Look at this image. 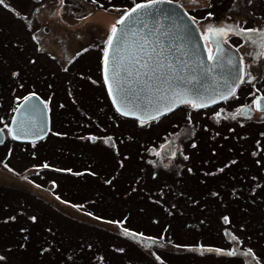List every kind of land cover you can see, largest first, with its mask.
Listing matches in <instances>:
<instances>
[{
    "label": "rangeland",
    "instance_id": "1",
    "mask_svg": "<svg viewBox=\"0 0 264 264\" xmlns=\"http://www.w3.org/2000/svg\"><path fill=\"white\" fill-rule=\"evenodd\" d=\"M138 1L0 5V120L30 93L51 115L45 138L5 131L0 143V264H250L249 249L264 264V113L253 104L264 58L238 98L139 125L116 111L102 72L111 26ZM176 1L202 33L213 22L264 31V0ZM249 107L250 119L232 118Z\"/></svg>",
    "mask_w": 264,
    "mask_h": 264
},
{
    "label": "snow or ice",
    "instance_id": "2",
    "mask_svg": "<svg viewBox=\"0 0 264 264\" xmlns=\"http://www.w3.org/2000/svg\"><path fill=\"white\" fill-rule=\"evenodd\" d=\"M60 3L63 4L64 0H60ZM92 3H97V0H92ZM164 3H172V0H146L143 3H135L130 9L124 10V14L111 26L103 50L102 72L108 94L113 97V104L116 105V111L123 116L133 114L137 106H130L129 93L138 85H142V91L148 93L144 98L147 106L140 110L146 112L152 119L166 114V111L174 110L180 104L189 105L192 109H201L230 97L238 98L236 90L239 85L255 79L250 71L252 64L245 63V55L253 57V62L257 57L264 58V31L210 24L200 37V40L204 41L202 55L204 53L206 55H203V59L195 57L184 59L183 57L188 55L186 52L176 56L175 52L180 51L179 48L165 49L162 43V37L177 38L174 33L164 28L159 16L156 15L164 14V10L159 8V5ZM0 5L8 7L5 0H0ZM17 15L19 16V13ZM211 16L212 13L209 12L208 17ZM230 34L242 35L253 49L252 52L238 55L236 64L233 63L232 56L226 55L224 48L228 43L226 37ZM236 52L239 53V48ZM224 64L235 67V72H230L228 76L217 74V69ZM189 86L192 88L189 89ZM189 92L192 94L189 95ZM34 98L35 94L23 98L24 103L14 110L20 115L19 118L13 116L12 126L0 120V123L4 124L0 128V137L6 131L11 139L20 140L29 135L39 136L44 131L43 128L37 127L35 117L44 112L45 106L38 100L33 102ZM253 104L255 111L264 113V96L256 95ZM149 107L154 108L155 114L149 111ZM252 111L251 107L239 108L232 118L241 116L250 119ZM220 115L221 112L215 113L216 117ZM43 167L48 168L49 165L44 164ZM224 221L227 223L228 217H224ZM124 231L132 236L136 235L128 233V229ZM210 251L225 254L221 249ZM226 254L234 256L236 250L233 249ZM244 255L251 258L250 264H255L256 258L251 249ZM3 259L4 257H0V260Z\"/></svg>",
    "mask_w": 264,
    "mask_h": 264
},
{
    "label": "water",
    "instance_id": "3",
    "mask_svg": "<svg viewBox=\"0 0 264 264\" xmlns=\"http://www.w3.org/2000/svg\"><path fill=\"white\" fill-rule=\"evenodd\" d=\"M146 2V0L140 1L138 3ZM134 6V5H133ZM132 6V7H133ZM160 9L164 10V14L161 16L159 13L156 15L159 16L161 23L164 25L165 29H168L172 33H174V36L177 37L175 39L170 37H162V43L165 47V49L171 48V49H177L179 48L180 51L175 52L176 56H180L181 52H186L188 55L183 57L184 59H188L189 57H195L197 59H203V55H206V53H203V44L204 41L200 40V37L202 35L201 30L199 29L198 25L196 24L195 20L190 16V14L187 12L185 7L180 1L172 0V3H164L162 5H159ZM130 9V8H129ZM211 25L215 26H223L219 25L217 23H212ZM151 26V21H150ZM119 27V25H117ZM146 31V30H145ZM226 55H230L233 58V63L236 64L237 62V56L239 55L236 50L231 47L230 45L226 44L224 45ZM194 49V50H193ZM230 72H235V67L229 66L227 64L222 65L220 68L217 69V74H223L225 76H228ZM142 85H138L135 87V89L129 93V100H130V106L136 105V109L133 110V114L125 117H132L136 118L139 117V121H145L152 119L146 112L141 111L140 109L146 107L145 102V96L148 95L146 91H142ZM198 87V86H197ZM192 86H189V89H191ZM184 91H188V89H183ZM32 94H35V98L33 102H38L45 106V110L43 113L38 114L35 117V123L38 128H43L44 131L40 133L39 136L29 135L26 138L20 139L19 141H36L46 136V134L49 131L50 127V112L48 109V106L44 99L36 94V93H30L27 96H30ZM192 93L189 92V95ZM25 96V97H27ZM264 96V94L259 95ZM113 103V97H110ZM24 103V99L22 98L20 102L17 104V109L20 105ZM114 105V104H113ZM116 108V105H114ZM14 109V110H15ZM149 111L155 114L154 108L149 107ZM168 112V111H166ZM218 112H221V115L224 114V109L221 108ZM19 113L14 111L10 120L9 125H11L13 116H17L19 118ZM5 134L0 137V140L5 139ZM1 143V142H0ZM234 246L231 248V251H233Z\"/></svg>",
    "mask_w": 264,
    "mask_h": 264
},
{
    "label": "flooded vegetation",
    "instance_id": "4",
    "mask_svg": "<svg viewBox=\"0 0 264 264\" xmlns=\"http://www.w3.org/2000/svg\"><path fill=\"white\" fill-rule=\"evenodd\" d=\"M240 37H242L243 38V36L242 35H239ZM242 44L241 43H238L237 45H236V47H235V49H237V48H239V54L240 55H242V54H246V53H248V52H252L253 51V49L251 48V47H249V45L246 47V46H243V47H240ZM86 50V49H85ZM85 50L84 51H82V52H80V53H83V52H85ZM245 63H246V65H248V64H252V65H255V62H253V57H251V56H247V55H245ZM252 70V67H251V69H250V71ZM252 74V73H251ZM252 76H254L255 77V75L254 74H252ZM258 79H262V77H258L256 80H250L252 83H254L255 81H258ZM239 86H241V85H239ZM259 94H264V92H261V93H259Z\"/></svg>",
    "mask_w": 264,
    "mask_h": 264
},
{
    "label": "bare ground",
    "instance_id": "5",
    "mask_svg": "<svg viewBox=\"0 0 264 264\" xmlns=\"http://www.w3.org/2000/svg\"><path fill=\"white\" fill-rule=\"evenodd\" d=\"M186 9V8H185ZM187 10V9H186ZM188 12V11H187ZM189 13V12H188ZM191 16V15H190ZM192 17V16H191ZM181 105V104H180ZM179 105V106H180ZM176 108V107H175ZM149 120H151V119H149ZM149 120H147V121H145L144 123H146V122H148ZM140 123H141V125H143L144 123H142L141 121H139Z\"/></svg>",
    "mask_w": 264,
    "mask_h": 264
},
{
    "label": "trees",
    "instance_id": "6",
    "mask_svg": "<svg viewBox=\"0 0 264 264\" xmlns=\"http://www.w3.org/2000/svg\"><path fill=\"white\" fill-rule=\"evenodd\" d=\"M188 12H189V10H188ZM136 120V119H135ZM137 121V123H138V120H136ZM139 125H141L140 123H138ZM15 141V140H14ZM22 142H24V141H22Z\"/></svg>",
    "mask_w": 264,
    "mask_h": 264
}]
</instances>
